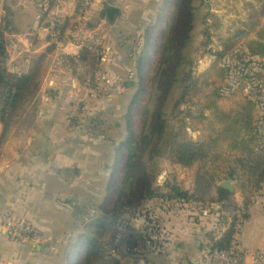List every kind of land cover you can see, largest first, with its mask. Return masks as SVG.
Returning a JSON list of instances; mask_svg holds the SVG:
<instances>
[{
  "label": "rangeland",
  "instance_id": "rangeland-1",
  "mask_svg": "<svg viewBox=\"0 0 264 264\" xmlns=\"http://www.w3.org/2000/svg\"><path fill=\"white\" fill-rule=\"evenodd\" d=\"M101 3L115 6L121 12L113 20H102L101 14L105 8L102 4L98 23H93L101 27H98L95 37L102 40V53L95 56V64L76 67L75 75L65 84L69 88L63 94V125L67 129L66 133L78 131L82 127L80 132L86 135L121 141L115 145L118 151L114 161L120 174L126 171L125 158L130 151L141 140L148 138L150 145L145 156V168L162 194H172L173 188L187 193L189 199L179 202L181 207L186 205L195 209L203 217L212 213L210 207L220 209L217 203H213L218 197L217 188L221 183L231 181L236 186L231 194H234L232 199L237 204L234 211L239 216V210H243L247 202L242 195V181L226 177L213 181L203 173L200 162L192 165L177 162L175 148L180 143H198L204 139V132L195 127L191 119L200 116V112L189 108L186 102L177 104L183 86L191 84L208 70L226 44L250 27L264 7V0H101ZM243 52L237 49L234 51L235 60L229 57L223 62L230 73L229 86L240 84L237 81L242 76L237 67L240 57L246 62L250 61V58L243 56ZM44 58L35 59L31 67L33 80L29 85V96L14 112L12 123L6 127V137L14 127L17 128L14 134L34 130L33 122L45 118L43 114L46 113V104L50 102L49 96L55 87L56 78L48 74L52 63H44ZM252 60L257 64L264 62L258 58ZM53 67L56 70L59 66L54 63ZM254 67L255 72H262L259 67ZM74 81H78L79 85L75 86ZM241 82L246 84V93L249 94L253 90L250 80L243 79ZM262 86L264 93V80ZM209 90L208 87H201V92ZM260 116H264L262 108ZM159 119L166 124V135L154 148L157 137L152 134L151 127ZM263 126L264 122H261ZM41 128L37 127L35 134L41 135ZM113 153L108 157L113 156ZM222 173L219 169L217 174L223 176ZM163 174L167 177L164 184L160 185ZM244 176L248 179V174ZM121 185L105 200H100L102 204L99 210L91 204L75 208L83 214L82 220L87 217L85 225L90 228L95 217L112 212L118 202L127 204L132 199L129 186L124 183ZM119 192V198L116 199ZM257 201L264 202V191L255 199ZM255 206L262 204L256 203L249 207L250 217ZM246 222L240 223L239 232ZM229 223L232 224V219L219 229L215 226L212 232L216 238L227 231L223 229ZM129 230L132 232V228ZM130 239L139 246L133 235ZM83 244L84 241L75 248L72 264H84L86 246ZM139 251H142L140 246L125 255L136 258Z\"/></svg>",
  "mask_w": 264,
  "mask_h": 264
},
{
  "label": "crops",
  "instance_id": "crops-1",
  "mask_svg": "<svg viewBox=\"0 0 264 264\" xmlns=\"http://www.w3.org/2000/svg\"><path fill=\"white\" fill-rule=\"evenodd\" d=\"M74 1L70 0L75 4ZM102 4L105 6L107 3L96 0L87 14L92 25L98 23ZM0 5L4 9L0 23L3 41L23 43L30 35L37 36L34 50L18 57V63L25 73L31 72L35 59L45 56L43 62L52 63L48 74L56 78L55 87L50 92V102L46 104V113L43 114L45 118L34 121V130L25 133L14 134L17 130L14 127L0 148V211L15 213L31 222L42 232L43 241L37 247L8 242L0 231V264H72L75 248L80 247L83 241V246H86L85 264L88 240L98 232L95 222L102 216L95 217L89 228L85 225L87 217L82 220L83 214L75 208L91 204L99 210L102 204L100 200H105L117 187L121 188V183L131 190L130 184H125L126 165V171L120 174V169L114 164L118 151L115 145L121 141L86 135L80 132L82 127L66 133L63 94L69 90L65 84L75 75V71L62 67L57 60L60 54L77 55L80 50L62 43L54 53H48L52 45L47 42L36 19L34 0H0ZM101 18L104 19L103 12ZM94 27L98 31V27ZM54 63L59 66L56 70H53ZM37 127H42L41 135L35 134ZM3 134L4 125L0 123V137ZM112 152L113 156L109 158ZM256 203L262 206L252 209L250 219L235 236L246 264L252 262L255 254L264 253V202L257 201L254 205ZM216 216L200 217L195 209L186 205L182 208L179 204L146 201L137 217L131 220L132 235L142 251L136 258L124 256L123 264H202L201 246L208 242V234L216 225ZM147 237L150 242L146 241ZM125 243L129 244L130 239ZM113 248L117 249L116 243ZM155 248H159V251L156 252Z\"/></svg>",
  "mask_w": 264,
  "mask_h": 264
},
{
  "label": "trees",
  "instance_id": "trees-1",
  "mask_svg": "<svg viewBox=\"0 0 264 264\" xmlns=\"http://www.w3.org/2000/svg\"><path fill=\"white\" fill-rule=\"evenodd\" d=\"M237 49L244 51L243 56L250 58V61L246 62L240 57L237 65L242 75L237 80L240 84L229 86L230 73L223 66V62L229 57L235 60L234 51ZM54 51L55 45H52L48 53ZM95 56L96 50L93 47H84L77 59L67 58V66L73 71L82 64L90 66L95 64ZM257 58L264 60V7L250 27L242 30L217 54V60L208 70L191 84L183 86L181 99L177 104L186 102L189 108L200 112V116L191 119L193 125L204 132L202 141L182 142L175 148L177 162L184 165L200 162L203 173L213 181L226 177L243 182L242 195L247 202L244 209L239 210L241 217L234 211L237 208L232 199L234 194L217 188L218 197L213 203H217L220 209L211 213L217 214L218 217L215 226L219 229L227 224L229 219H232V224L220 238H216L214 232L209 233L208 241L213 244V248L222 252L231 249L236 235V222L239 219H242L243 223L249 220V207L254 205L255 199L264 191V126L261 127L264 116H260V108L264 110V62L257 64L252 60ZM7 59L5 43L0 36V123L4 125L0 148L6 138V127L12 123L14 112L19 105L29 96V85L33 80L31 72L22 76L9 74ZM254 66L259 67L262 72H255ZM243 79L250 80L253 90L249 94L246 93V84L241 82ZM202 86L210 90L201 92ZM151 129L152 134L157 137L153 143L155 148L166 135V124L159 119ZM149 145L150 141L145 138L130 151L126 162L125 184H130L132 199L127 204L118 202L112 212L95 222L98 232L88 240L85 264H123L124 256L127 255L113 248L118 233V221L125 215L131 219L135 218L146 201L158 200L180 205L189 199L187 193L179 192L176 188H173L172 194L168 196L158 190L154 179L145 168ZM219 169L223 176H218ZM244 174H248V179H245ZM244 193L247 194L246 198ZM131 219L126 221L128 229L132 228ZM146 241L150 242L148 237ZM151 245L154 246L152 242Z\"/></svg>",
  "mask_w": 264,
  "mask_h": 264
},
{
  "label": "built area",
  "instance_id": "built-area-1",
  "mask_svg": "<svg viewBox=\"0 0 264 264\" xmlns=\"http://www.w3.org/2000/svg\"><path fill=\"white\" fill-rule=\"evenodd\" d=\"M74 2L75 4L71 3L70 0H34L36 19L47 37V42L55 45L56 49L62 43H66L75 46L80 51L84 47H93L96 50V55H99L102 53V40L95 37L98 31L92 28L94 25L87 15L96 0H75ZM3 17L4 9L0 5V23ZM91 33L92 36L89 37ZM36 40L37 36L30 35L23 43L12 40L4 41L8 53L7 71L9 74L22 76L25 73L23 67L18 63V57L31 53L34 50ZM78 55L79 53L77 55L60 54L57 62L62 67H67V58L77 59ZM129 220L130 218L125 215L118 221V233L115 240L117 249L125 254L131 252L132 249H137L135 243L130 239L132 232L126 227V221ZM240 223L243 224L242 219H239L235 224L236 234L241 228ZM230 226L231 223L225 226L223 230H228ZM0 231L8 242L37 247L43 241V234L37 227L12 212L0 211ZM127 239H130L129 246H126L125 243ZM155 251H159V248H155ZM202 264L246 263L234 237L232 247L228 252L213 248V244L208 241L203 247ZM250 264H264V253L255 254Z\"/></svg>",
  "mask_w": 264,
  "mask_h": 264
},
{
  "label": "water",
  "instance_id": "water-1",
  "mask_svg": "<svg viewBox=\"0 0 264 264\" xmlns=\"http://www.w3.org/2000/svg\"><path fill=\"white\" fill-rule=\"evenodd\" d=\"M120 13V10L112 5L105 4L104 12H103V18L106 19V16H108L111 20L115 18L116 15ZM76 81H74L75 83ZM168 170L166 173L168 174ZM167 175L163 174V176L159 180V184L163 185ZM231 180V179H230ZM235 184H233L231 181H226L220 184L219 188L228 191L229 193H234L235 190ZM199 264V263H196Z\"/></svg>",
  "mask_w": 264,
  "mask_h": 264
},
{
  "label": "bare ground",
  "instance_id": "bare-ground-1",
  "mask_svg": "<svg viewBox=\"0 0 264 264\" xmlns=\"http://www.w3.org/2000/svg\"><path fill=\"white\" fill-rule=\"evenodd\" d=\"M54 83H55V82H54ZM74 85H75V86H78V85H79V82L76 81V82L74 83Z\"/></svg>",
  "mask_w": 264,
  "mask_h": 264
}]
</instances>
